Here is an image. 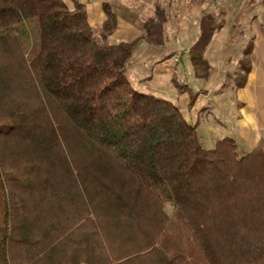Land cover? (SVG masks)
<instances>
[{
  "label": "trees",
  "instance_id": "obj_1",
  "mask_svg": "<svg viewBox=\"0 0 264 264\" xmlns=\"http://www.w3.org/2000/svg\"><path fill=\"white\" fill-rule=\"evenodd\" d=\"M104 9L95 28L81 4L0 0V264H264V137L241 157L228 137L206 148L175 104L131 85L135 43L105 42ZM222 25L202 15L195 77Z\"/></svg>",
  "mask_w": 264,
  "mask_h": 264
},
{
  "label": "crops",
  "instance_id": "obj_2",
  "mask_svg": "<svg viewBox=\"0 0 264 264\" xmlns=\"http://www.w3.org/2000/svg\"><path fill=\"white\" fill-rule=\"evenodd\" d=\"M63 1L70 8H74L76 4H81L86 11L90 25L95 28L101 27L107 18L104 9L106 4L116 18V26L109 38H112L111 44H118L120 42H135L138 38L145 35L143 22L151 16L152 13L149 12L151 8L154 9L161 0ZM163 1L167 5L174 4L177 15L175 17H180L179 23L183 17L181 16V8L183 5H189V3L198 7L199 10L205 3L208 6V11L220 17L223 25L212 34L204 55L209 63L211 72L204 79L195 77L189 64L191 69L190 77L185 78V83L196 94V99L190 106L188 92H177L173 81L181 82V80L178 79L176 74L177 65L173 64L171 66L169 62V54V56H160L161 62L158 68L154 70L153 67L148 73L142 72L145 64L154 65L157 63L155 59L151 60L147 54L148 51L157 47L149 45L147 40H138L136 50L133 51V55L130 58H134L135 62L133 61V63L135 64L132 63L133 65L127 66L128 77L136 82L131 83V80H129L131 85L133 87L137 86L136 89L140 92H147L153 95L161 93V96H163L162 93L168 90L170 95L163 96L165 97L164 99L175 105L177 103L180 104L178 108L182 115L187 121L196 125L199 137L206 148L210 149L214 146L216 140L228 137L235 141L239 157L247 154L264 137V0H238L235 4L232 0ZM144 10H146L145 13ZM184 10L186 12L189 9ZM187 14L189 13L186 12L184 14V20L187 18ZM199 17L197 15V21H199ZM137 21H141L140 26L136 25L135 22ZM199 24H195L192 27L188 24H184V27L176 26L178 31L176 36L178 38L193 36V39L188 44H183L180 39L176 44H173L171 53L177 52L178 54L174 56L175 62L182 58H185L188 62L186 54L199 35ZM218 34L223 37L221 41L223 46L221 44H217V46L212 44L214 37H217ZM232 37L241 38L237 40L240 53L236 57L227 54L225 51L226 47L224 45L231 41ZM163 46L160 45L158 48L161 47L162 49ZM245 51H248L247 55H245ZM147 59L149 60L148 62H146ZM220 60L227 62L228 67L214 65V63L219 64ZM243 61H246V64L242 65ZM236 63L249 70L243 75V85L233 86L229 84L226 88V85L224 86V83H222V88L215 91L216 87L212 85V82L216 75L219 74L220 76L217 70H222L224 75H227L229 72H224L223 70H226V68L235 69ZM195 81H203L202 86L194 85ZM202 95H204L206 100L201 98Z\"/></svg>",
  "mask_w": 264,
  "mask_h": 264
},
{
  "label": "rangeland",
  "instance_id": "obj_3",
  "mask_svg": "<svg viewBox=\"0 0 264 264\" xmlns=\"http://www.w3.org/2000/svg\"><path fill=\"white\" fill-rule=\"evenodd\" d=\"M232 1H234V4H235V3H237L238 0H232ZM190 4H191V6H190ZM184 9H189L186 11L189 14H187L188 16L185 20H184V18H185L184 14L186 12ZM207 9H208V6L205 5V3H203V5L201 6V10H199L198 7H196L195 5H192V3H189V5H183L181 8V16H183L184 18L182 17L181 22L179 23L180 17H178V18L175 17L177 15H176V11H175L176 9H175L173 3L167 5L165 1L161 0L155 6L154 9L151 8V10L149 12L152 14L149 18H153L155 22L159 21L161 23H160L159 28L154 26L155 27L154 32L156 34L155 39L153 42L148 43L149 45L155 46L157 48L152 49L151 51H148L147 54L149 55L148 57L151 60L155 59V61H157V63L154 65H150V63H149V65L145 64L142 72L148 73L150 71V69L153 67H154L153 69L155 70L156 68H158L160 66V62H161L160 56L161 55L167 56L169 54L170 55L169 62L171 63V66L173 64L177 65L176 74L178 76V79L181 80V82L179 81V83H181V84L185 83L186 82L185 78L190 77L191 69L189 67V63L187 62V60L185 58L179 59L177 62H175L174 56L177 54V52L171 53V51L173 50V44H176L179 39H180V41H182L183 44H188L193 39V36L192 37L182 36V37L178 38V36H176V34H177L176 32H178L176 26L180 25L181 27H184L183 26L184 24H188L192 27L195 24L198 25V23H200V18L202 17L203 14H206V13L212 14V12L208 11ZM177 10H178V8H177ZM145 11L146 10H144V13H145ZM197 15L200 16L198 19L199 21H197ZM212 15H214V13ZM195 17H196V19H194ZM217 18L220 19V17H217ZM135 23H136V25L140 26L141 21H137ZM143 25H144V22H143ZM27 29H28L30 46H31L30 48L32 49V51L30 52L31 53L30 55H32V54H34V52L37 50V47H38V31L36 28V20L35 19L32 18L29 20V22L27 23ZM219 34L217 35V37L216 36L214 37L212 44H214L216 46H217V44H221L223 46V44L221 42L223 37H221V35H219ZM98 38L100 39V37H98ZM111 39L112 38L108 37L105 42L108 44H111ZM239 39H241V38L232 37L230 39L231 41H228L227 43H225L226 45H224V46L226 47L225 51L227 54H229L233 57H236L239 55L240 51H239V48L237 45V40H239ZM138 40L140 41V40H146V39L144 36H142V37L138 38ZM138 40H136L134 42L135 45H134L133 51L136 50V45L139 42ZM160 45H164L162 49H161V47L158 48ZM133 51H132V55H133ZM138 55H139V53H138ZM158 57H160V58H158ZM133 61H134V58L130 59L128 62V66L131 65L133 63ZM148 61L149 60L147 59L146 62H148ZM220 63L219 64L214 63V65L215 66L221 65L220 67H223V66L228 67L227 62L221 61ZM133 64H135V63H133ZM244 64H246V61L242 62V65H244ZM242 65H239L238 63H236L235 67H234L235 69L226 68V70H223L224 72H226V71L229 72L227 75H224L222 70H217L218 73H220V76H219V74L216 75L213 82H212L213 83L212 85H214L216 87L215 91H218L219 89L222 88V86H223V85L221 86L222 83H224V86L226 85V88H227L229 86V84L234 86V85H237L238 83L242 82V78H243V75L245 73V69L243 67H241ZM129 80H131V83H136L131 78H129ZM202 84H203V81H195V83H194V85H197L198 87L202 86ZM144 93H147V92H144ZM151 95H153V94H151ZM162 95L167 96L170 94L167 90V91H164L162 93ZM153 96H156L159 98H165V97L161 96V93H157V95H153ZM201 98H203V100H206L204 95H202ZM178 105H180V104L177 103L176 106L179 107ZM167 208H169V207L167 206Z\"/></svg>",
  "mask_w": 264,
  "mask_h": 264
}]
</instances>
